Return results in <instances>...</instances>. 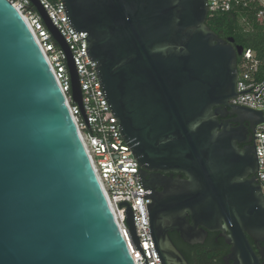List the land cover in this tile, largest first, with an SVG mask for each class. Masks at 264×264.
Segmentation results:
<instances>
[{
  "label": "water",
  "instance_id": "obj_1",
  "mask_svg": "<svg viewBox=\"0 0 264 264\" xmlns=\"http://www.w3.org/2000/svg\"><path fill=\"white\" fill-rule=\"evenodd\" d=\"M30 1L67 55L81 109L71 53ZM61 1L72 30L87 34V57L140 166L157 256L164 244L183 259L172 230L184 242L220 231L242 252L241 264H257L245 245L246 233L264 234L256 149L240 148L235 119L224 120L251 113L255 125L263 122L261 112L230 104L243 47L206 26L207 0ZM121 206L148 264L134 214ZM0 264H135L44 54L7 0H0Z\"/></svg>",
  "mask_w": 264,
  "mask_h": 264
},
{
  "label": "built area",
  "instance_id": "obj_2",
  "mask_svg": "<svg viewBox=\"0 0 264 264\" xmlns=\"http://www.w3.org/2000/svg\"><path fill=\"white\" fill-rule=\"evenodd\" d=\"M7 1L26 18L44 54L134 263L144 264L145 259L132 241L126 224V206L119 208L122 202H126L134 214L136 235L139 237L147 263L161 264L149 230L146 204L151 200L144 199V190L138 180L140 166L121 136L118 121L103 96L95 70L97 63L87 57L88 46L85 39L87 34L72 30L61 0H37L71 53L81 90L80 109L74 103L71 93L67 55L54 41L31 1ZM207 5L208 14L235 12L241 15L248 12L253 16L255 24L263 29L264 34V0H207ZM263 85L264 41L261 54L253 49H243L238 57L235 84L238 95L230 100L231 105L262 113L263 122L256 125L255 137L258 139H255V149L259 164L256 180L264 201V89H261ZM247 90L250 92H244ZM258 92L259 95L256 97L255 94Z\"/></svg>",
  "mask_w": 264,
  "mask_h": 264
},
{
  "label": "flooded vegetation",
  "instance_id": "obj_3",
  "mask_svg": "<svg viewBox=\"0 0 264 264\" xmlns=\"http://www.w3.org/2000/svg\"><path fill=\"white\" fill-rule=\"evenodd\" d=\"M224 120H234V122H230V125L240 130L239 137L242 141L239 145L240 148L255 147L256 125L251 113H242L238 118L227 115ZM173 176L176 177V175ZM181 178L185 177L181 176ZM161 191L162 189H158V192ZM190 224H192L191 221ZM168 236L183 259H179L173 248L160 244L161 252L160 254L157 253L161 264H241L242 262V252L233 251L232 245L226 242L224 234L220 231L207 232L206 236L200 240L190 237L189 242H184L176 230L168 232ZM245 245L253 253V258L257 264H264V234L258 233L253 238L246 233Z\"/></svg>",
  "mask_w": 264,
  "mask_h": 264
},
{
  "label": "trees",
  "instance_id": "obj_4",
  "mask_svg": "<svg viewBox=\"0 0 264 264\" xmlns=\"http://www.w3.org/2000/svg\"><path fill=\"white\" fill-rule=\"evenodd\" d=\"M206 26L221 39H233L234 46L253 49L261 54L264 34L251 14L235 12L208 14Z\"/></svg>",
  "mask_w": 264,
  "mask_h": 264
}]
</instances>
